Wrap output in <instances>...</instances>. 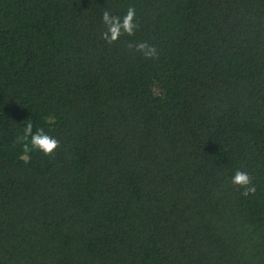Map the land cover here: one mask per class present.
Instances as JSON below:
<instances>
[{
	"label": "trees",
	"instance_id": "16d2710c",
	"mask_svg": "<svg viewBox=\"0 0 264 264\" xmlns=\"http://www.w3.org/2000/svg\"><path fill=\"white\" fill-rule=\"evenodd\" d=\"M0 264H264V0H0Z\"/></svg>",
	"mask_w": 264,
	"mask_h": 264
},
{
	"label": "clouds",
	"instance_id": "9594fccd",
	"mask_svg": "<svg viewBox=\"0 0 264 264\" xmlns=\"http://www.w3.org/2000/svg\"><path fill=\"white\" fill-rule=\"evenodd\" d=\"M101 22L104 26L101 38L106 44H114L123 35L134 36L138 29L137 9L134 6H129L123 15L104 10L101 15ZM128 48L149 59L158 55L156 46L145 42L129 43ZM33 128V122L31 120L27 121L23 126L22 135L17 137L18 143L22 141L28 142L24 145L26 151H36L47 156L60 146V140L46 132L43 127H36L35 130ZM230 182L243 189L241 192L243 196H248L256 191L253 178L246 171L237 169L231 176Z\"/></svg>",
	"mask_w": 264,
	"mask_h": 264
}]
</instances>
